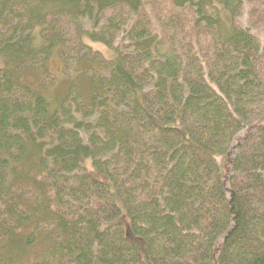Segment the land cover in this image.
Masks as SVG:
<instances>
[{
  "label": "trees",
  "instance_id": "trees-1",
  "mask_svg": "<svg viewBox=\"0 0 264 264\" xmlns=\"http://www.w3.org/2000/svg\"><path fill=\"white\" fill-rule=\"evenodd\" d=\"M0 264H264V0H0Z\"/></svg>",
  "mask_w": 264,
  "mask_h": 264
},
{
  "label": "rangeland",
  "instance_id": "rangeland-1",
  "mask_svg": "<svg viewBox=\"0 0 264 264\" xmlns=\"http://www.w3.org/2000/svg\"><path fill=\"white\" fill-rule=\"evenodd\" d=\"M243 24H244V26L245 27H249L250 26V24H249V21H248V19H245V20H243ZM94 48H97L98 46H93ZM98 49L100 50H103L104 51V53L107 55V56H111L112 54L110 53V52H108L104 47H102V46H99L98 47ZM86 92L88 91V87L86 88V90H85ZM85 92V93H86ZM244 135H245V132L244 133H241L239 136H238V138L237 139H241L242 137H244ZM87 167H88V169H89V171L92 173L93 172V170L91 169V167L87 164ZM102 179V178H101Z\"/></svg>",
  "mask_w": 264,
  "mask_h": 264
}]
</instances>
